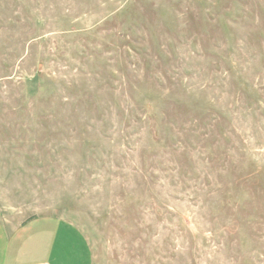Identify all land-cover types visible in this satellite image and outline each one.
<instances>
[{
	"label": "rangeland",
	"instance_id": "rangeland-1",
	"mask_svg": "<svg viewBox=\"0 0 264 264\" xmlns=\"http://www.w3.org/2000/svg\"><path fill=\"white\" fill-rule=\"evenodd\" d=\"M0 213L93 264H264V0H0Z\"/></svg>",
	"mask_w": 264,
	"mask_h": 264
},
{
	"label": "crops",
	"instance_id": "crops-1",
	"mask_svg": "<svg viewBox=\"0 0 264 264\" xmlns=\"http://www.w3.org/2000/svg\"><path fill=\"white\" fill-rule=\"evenodd\" d=\"M0 264H93L79 230L55 217L14 223L0 213Z\"/></svg>",
	"mask_w": 264,
	"mask_h": 264
}]
</instances>
